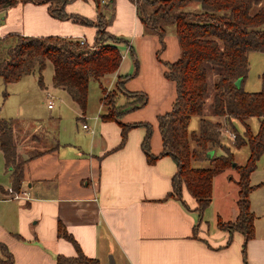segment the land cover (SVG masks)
I'll return each mask as SVG.
<instances>
[{"label": "crops", "instance_id": "obj_1", "mask_svg": "<svg viewBox=\"0 0 264 264\" xmlns=\"http://www.w3.org/2000/svg\"><path fill=\"white\" fill-rule=\"evenodd\" d=\"M66 1V13L95 24L93 0ZM104 1L112 4L111 9L102 8L107 20L111 15L106 31L127 43L117 44L121 55L118 69L101 78L109 77L108 88L100 83L107 91L115 90L122 60L129 54L138 60L137 52L140 54L141 67L137 66L135 73L142 80L139 83L136 79L127 80L124 88L146 94L147 100L138 112L126 115L124 123H150L153 127L150 150L157 155L161 142L156 116L168 111L163 100L167 89L174 100V84L171 81L167 84L162 78L164 68L153 59L157 47L144 37L135 5L129 0ZM0 17V38L16 33L82 39L88 46L94 41L95 25L55 19L47 5L16 4L0 12ZM135 39L139 40L136 45ZM172 41L174 46L166 49L165 57L172 56L174 61L180 51L176 36ZM53 88L66 93L62 88ZM100 99L97 114L87 115L85 110L77 114L82 120L80 128L62 126L57 134V116L32 123V128L41 125L51 135L52 145L36 157L23 159L17 192L11 191L10 172L0 152V243L12 255L13 264H55L58 255L76 256L75 246L59 235V229L71 236L84 256L96 259L98 264H243L241 234L235 232L225 247L227 233L217 225L209 230L194 210V199L184 188L181 190L184 203L166 198L176 166L168 156L159 157L153 164L146 162L140 147L143 128L127 131L124 145L114 150L120 141L121 128L115 121L101 119L105 107ZM127 101L117 92V105ZM251 248L253 253L246 258L247 264H264V236L257 237L254 233L247 241L246 252Z\"/></svg>", "mask_w": 264, "mask_h": 264}, {"label": "trees", "instance_id": "obj_2", "mask_svg": "<svg viewBox=\"0 0 264 264\" xmlns=\"http://www.w3.org/2000/svg\"><path fill=\"white\" fill-rule=\"evenodd\" d=\"M129 1L135 5L138 18L147 28L157 30L161 22H171L175 27L180 51L176 60L165 61L163 64V76L174 84L175 97L170 109L156 116V128L161 142V151L157 155L150 150L153 132L150 123L128 124L119 121L121 115L145 105L146 94L126 91L124 83L127 76L116 79L115 90L107 91L100 83L102 77L114 73L119 67L121 55L117 44L127 43L123 38L106 31L111 15L107 20L102 10L111 9V2L93 0L97 13L95 24L87 18L66 13V0H60L55 8L48 5L47 10L55 19H74L83 24L95 25L91 48L80 44L78 40L57 36L33 37L10 33L0 38V78L4 83H10L35 72L38 84L42 87L41 73L46 61H49L53 68V87L64 89L81 111L86 108L89 81H97L102 94L100 102L105 107L101 119L115 121L121 128L120 141L114 150L124 145L127 131L135 127L143 128L145 134L140 147L146 162L153 164L159 157L168 156L176 166L166 198L182 201L181 190L184 188L194 199V210L200 219L210 203L213 177L233 167L238 175L236 216L230 222L217 219L216 225L227 233L225 247L231 243L235 232L241 234V254L243 264H246L244 246L254 237V217L249 202L253 186L249 184V178L264 152V71L260 75L259 91H244L242 83L248 71L247 54L264 50V0ZM29 2L50 4L51 0H0V12L16 4ZM193 3L199 4L198 12L184 10ZM159 38L161 41V34ZM12 39V44L6 47L1 45ZM134 64L137 70V60H134ZM205 64L220 68L213 82L211 113L214 117H224L227 126L235 133L232 139L234 148L248 147L249 154L242 165L234 162L230 149L218 140L221 122L203 116L207 92ZM237 79H240L238 87L235 86ZM117 92L128 101L117 105ZM193 116L199 117V124L196 131L189 132L188 124ZM249 118H256L259 122L255 134L251 133L246 123ZM18 120L0 119V152L3 154L5 168L10 172L11 191L14 192L19 191L21 185V166L24 161H19L14 138L15 127L22 121ZM232 121L243 125L242 134L237 132ZM216 146L222 151L219 155L215 152ZM45 151H37L27 158L36 157ZM209 151H213L211 157H207ZM203 162L205 166L200 165ZM58 232L61 237L73 243L76 256L58 255L55 264H98L96 259L87 258L81 253L69 234L61 229ZM0 252L5 256V259H0V264H13L12 255L1 243Z\"/></svg>", "mask_w": 264, "mask_h": 264}, {"label": "rangeland", "instance_id": "obj_3", "mask_svg": "<svg viewBox=\"0 0 264 264\" xmlns=\"http://www.w3.org/2000/svg\"><path fill=\"white\" fill-rule=\"evenodd\" d=\"M60 3V0H51L50 5L55 8ZM185 11L198 12L200 10L199 4L193 3L184 9ZM1 18V17H0ZM139 19V18H138ZM1 21V20H0ZM140 21V19H139ZM111 20L107 22V26H110ZM142 33L144 37L149 38L151 43L157 47L154 53L153 59L164 68L165 61H171L174 58L171 56L169 59L165 57L166 49L171 50L174 46L173 39L175 38V27L171 22H161L157 30L147 28L141 21ZM162 38L160 41L159 35ZM14 40L5 41L2 46L6 47L8 44H12ZM139 42L135 39L134 43ZM134 49L136 50V46ZM91 48V46H88ZM177 48V46L175 45ZM178 50V48H177ZM178 55V53L176 54ZM137 66L141 67L140 54L137 52ZM176 57V56H175ZM248 60V71L246 78L242 83V89L247 92H257L261 89L260 75L264 71V50L263 51H250L247 54ZM206 69V81H207V92L204 98L203 116L206 119L212 121L221 122V129L218 136V140L228 147L233 155L234 162L237 165L245 163L249 150L247 146H241L234 148L232 145V137L229 133L235 136V133L231 131L230 127L227 126L224 117H214L212 111V97L214 94L213 82L215 75L219 73L220 68L209 64H205ZM136 66L134 64L133 56L127 55L120 65L119 75L120 77H128L127 80H134L140 82L142 79L139 78L138 73H135ZM52 64L46 61L45 68L42 71V87L38 84L37 74H32L22 77L20 80L10 83H4L0 78V119H19L27 121H19L16 125L15 143L16 150H18L19 161H22L26 156L31 155L37 151L47 150L51 147V135L43 130L44 128L39 125L35 129L32 128L34 122L46 121L50 117H59L56 121V133L58 134L62 126L77 125L80 128L81 119L77 118V114L80 113L81 109L69 98L66 93H59L53 88L52 85ZM138 75V77H137ZM164 82L170 84V81L162 77ZM126 80V81H127ZM109 77L100 79V82L105 88H108ZM125 81V82H126ZM125 87V83H124ZM169 88V87H168ZM52 96L50 101L52 102V110L46 108L49 99L45 97L46 91ZM101 92L97 81L90 80L87 88V99L85 111L87 115L97 114V110L101 107L99 99L101 98ZM164 97V96H163ZM171 92L167 89L165 99V105L170 108L172 101ZM119 104H121L119 100ZM144 106V105H143ZM142 106V107H143ZM152 107V105H150ZM139 107L133 111L127 112L119 117V121L126 122V115L138 112L137 110L142 108ZM135 114V113H134ZM89 123V121H86ZM235 125L236 130L239 134L243 133V125L238 121H232ZM246 123L252 134H255L258 129V120L256 118H249ZM35 124V123H34ZM199 124V117L193 116L190 118L188 124V131H196ZM37 125V124H36ZM35 126V125H34ZM39 128L38 130H36ZM229 131V133L227 132ZM217 155L221 154L222 151L216 146L214 147ZM263 154V153H262ZM200 165L205 166L203 162ZM238 178L237 172L233 167H228L221 173L217 174L212 179V193L209 205L205 208L202 213V220L206 223L209 230L215 227L217 219L222 222H230L236 215V200H237V185L236 180ZM249 184L253 186V190L249 194L250 211L253 214L254 233L256 236H264V156L259 158L256 162V168L249 178ZM187 196V194H185ZM260 241H255V244ZM247 243L244 246L245 259L253 253V248L246 252ZM259 252L255 250L254 255L256 256ZM248 253V254H247ZM250 253V254H249ZM247 254V255H246ZM257 258V257H256ZM0 259H5V256L0 252ZM109 262V258H108ZM6 263L8 261L6 260ZM247 264V261H246Z\"/></svg>", "mask_w": 264, "mask_h": 264}, {"label": "built area", "instance_id": "obj_4", "mask_svg": "<svg viewBox=\"0 0 264 264\" xmlns=\"http://www.w3.org/2000/svg\"><path fill=\"white\" fill-rule=\"evenodd\" d=\"M80 42V44H85L84 41L82 39L78 40ZM45 97L47 99H49V101L47 102V108H52V102L50 101V99H52V96L49 94V92L45 93ZM82 128L86 129L87 126L85 124L82 125ZM229 133V131H227ZM229 135H231L232 139L234 138V135L232 133H229Z\"/></svg>", "mask_w": 264, "mask_h": 264}, {"label": "water", "instance_id": "obj_5", "mask_svg": "<svg viewBox=\"0 0 264 264\" xmlns=\"http://www.w3.org/2000/svg\"><path fill=\"white\" fill-rule=\"evenodd\" d=\"M239 85H240V79H237V80L235 81V86L238 87ZM212 154H213V151H209V152L207 153V157H211Z\"/></svg>", "mask_w": 264, "mask_h": 264}]
</instances>
